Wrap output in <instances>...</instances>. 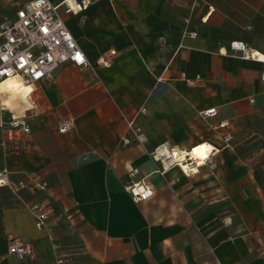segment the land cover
<instances>
[{"label":"crops","instance_id":"obj_1","mask_svg":"<svg viewBox=\"0 0 264 264\" xmlns=\"http://www.w3.org/2000/svg\"><path fill=\"white\" fill-rule=\"evenodd\" d=\"M64 18L90 65L61 64L18 108L0 91L6 116L31 127L13 137L33 144L8 150L0 128V171L27 184L0 187V264H264V62L253 53L264 55V0H95ZM205 142L195 172L155 159ZM128 179L154 195L135 202ZM37 201L51 207L54 240L35 225ZM15 236L34 242L23 258L9 252Z\"/></svg>","mask_w":264,"mask_h":264},{"label":"built area","instance_id":"obj_2","mask_svg":"<svg viewBox=\"0 0 264 264\" xmlns=\"http://www.w3.org/2000/svg\"><path fill=\"white\" fill-rule=\"evenodd\" d=\"M16 5L14 17H7L0 23V55H5L11 50L8 61L5 62L0 60V68H11L13 69V76L19 75L22 81L32 84L36 83L46 77H50L52 72L56 70L61 64L65 62H72L79 67H87L90 65L88 58L74 37L70 29L68 28L64 15L69 13H80L84 11L88 6L95 0H74L75 5H79V9L70 7L68 3L63 0H43V3L39 4V7H34V0H10ZM21 10L25 12V19L29 20V24L25 25L23 20L17 15ZM39 13V15H37ZM19 22V25H18ZM188 22V20H186ZM18 25V26H17ZM47 26V31L42 32L41 26ZM10 30V31H9ZM189 37H196L198 33L196 31L186 30L184 33ZM13 37L14 41L9 38ZM231 49L236 52H241L243 57H249L247 54L248 46L244 41L234 40L230 44ZM82 58V62L75 60L74 56ZM112 54L102 56L97 60V65L109 67L112 64ZM29 64H25L24 68H18L17 63L19 62L20 56H29ZM31 64L38 65L37 71H42L44 74L36 79L32 72L29 71ZM8 78L7 76H0V81ZM264 79V75H263ZM190 85H195L196 80L187 79ZM208 109H214L213 115H208ZM201 112L204 117H215L218 114L216 107L208 108ZM5 108L0 105V128L7 131V135L2 140L4 148L13 152H21L33 147V144L29 139L20 138L16 139L13 137V130L21 129L24 134L30 135L31 127L27 120H20L16 118L14 114L9 117L5 114ZM74 124V119L65 120L60 128L61 132L67 131ZM226 121L220 123L221 127L227 126ZM130 128L133 129L139 141L144 139V135L141 132L139 126L134 125L133 121L129 122ZM225 140L229 142L231 140V134L228 133L225 136ZM229 145V144H228ZM174 163V162H173ZM186 165L189 166V174L194 168L193 161H186ZM175 164L180 166V162L175 161ZM184 172V171H183ZM185 173V172H184ZM8 171L6 169L0 171V187L8 186L15 193L19 190L26 188L27 184L24 180L14 183L8 179ZM35 178V177H32ZM46 182H39L38 186L41 189L46 187ZM136 184H140L145 191L151 190L152 197L155 193L154 186L146 179L133 180L128 179L124 182V190L131 196L135 202H140L147 199H141L134 195L130 190ZM29 208L35 219V225L39 230H48V237L54 240L52 233V227L50 223L51 207L46 202H33L29 204ZM34 242L32 240H26L21 237H12L9 244V252L15 254L21 258L32 252ZM66 253L59 254V263H63L66 258Z\"/></svg>","mask_w":264,"mask_h":264},{"label":"clouds","instance_id":"obj_3","mask_svg":"<svg viewBox=\"0 0 264 264\" xmlns=\"http://www.w3.org/2000/svg\"><path fill=\"white\" fill-rule=\"evenodd\" d=\"M63 2L68 3L70 7H74L76 9H79V5H75L74 0H63ZM41 3H43V0H34L33 6L39 7V4H41ZM17 15L21 18V20H23L25 25L29 24V20L25 19L24 10L19 11L17 13ZM37 15H39V13H37ZM18 25H19V22H18ZM40 30L42 32H46L47 26L46 25L41 26ZM9 39L14 41L13 37H10ZM9 55H11V50H9L8 54L0 55V60L7 62ZM256 55L259 56V58L262 61H264V55H260L259 53H256ZM74 59L82 62V58L79 56V54H77V56H74ZM29 61H30V55L27 57L20 56L19 62L17 63V67L18 68H24L25 64H29ZM37 67H38V65L31 64L28 70L32 72L33 76L36 79H39L40 76H42L44 73L42 71H37L36 70ZM12 73H13V69H11V68H0V76H7L8 77L7 80L0 82V91L13 90L16 93H19L22 98L26 97L31 91H33L32 86L30 85L28 87H25L23 84L22 78L19 75L13 76ZM5 103H8V101H5ZM206 111H207L208 115H213L215 112L214 109H208ZM212 148H213L212 145L205 142V143H202V144H199V145L193 147L191 152L180 153L176 150H173L172 153H169L167 150V147L164 146L163 148L157 149V152L159 154L155 157V159L159 160L160 156L168 157L169 155H171L172 157L175 158V161H177V162L183 161L186 157H188V158H191L193 160H199V162L202 164L204 162V160L207 159L208 153L212 150ZM180 167H181L182 171H184L185 173L188 172V169H189L188 165L181 163ZM164 170H165V172H167L169 170L167 163H165V165H164ZM192 171L195 172L196 168H193ZM130 190L134 193V195L140 197L141 199H147L149 196L152 195L151 190L145 191V189L140 184L134 185L133 187H131Z\"/></svg>","mask_w":264,"mask_h":264},{"label":"bare ground","instance_id":"obj_4","mask_svg":"<svg viewBox=\"0 0 264 264\" xmlns=\"http://www.w3.org/2000/svg\"><path fill=\"white\" fill-rule=\"evenodd\" d=\"M254 53V56H256L257 58H259V56H257L256 55V53H259L260 55H263V54H261L260 52H257V51H255V52H253ZM260 59V58H259ZM261 60V59H260ZM264 62V61H263ZM8 78H5L4 80H7ZM4 80H2V81H4ZM23 83L26 85L25 87H28V86H32V88H33V85L32 84H28V83H26V82H24L23 81ZM1 92H4L5 93V98H6V100L5 101H8V103H5V104H7V106H10V107H12V108H15V107H17L19 104H24V103H26L27 102V96L26 97H24V98H22L21 97V95L19 94V93H16L15 91H13V90H3V91H1ZM17 105V106H15V105ZM27 104H29V103H27ZM20 106V105H19ZM29 106H30V104H29ZM18 108V107H17ZM24 108V107H23ZM10 109V108H9ZM20 110V109H19ZM17 111V110H16ZM15 112V111H14ZM18 114H19V112H18ZM19 116V115H18ZM168 150V149H167ZM169 151V150H168ZM181 153H183V152H181ZM210 154V152L208 153V155ZM171 158H173V160L175 161V158L174 157H172V156H170ZM165 158V157H164ZM169 159V158H168ZM164 160V159H163ZM190 160H192L193 162H195V161H198V160H193V159H191V158H188V157H186L183 161H180V163H183V164H186L185 162L186 161H190ZM165 162V161H164ZM168 164V163H167ZM193 165H194V163H193ZM194 168H196V167H194ZM197 170V169H196Z\"/></svg>","mask_w":264,"mask_h":264},{"label":"rangeland","instance_id":"obj_5","mask_svg":"<svg viewBox=\"0 0 264 264\" xmlns=\"http://www.w3.org/2000/svg\"><path fill=\"white\" fill-rule=\"evenodd\" d=\"M16 5L10 0H0V23L7 17H14ZM264 118V113L261 116V120ZM264 124V122H262Z\"/></svg>","mask_w":264,"mask_h":264}]
</instances>
